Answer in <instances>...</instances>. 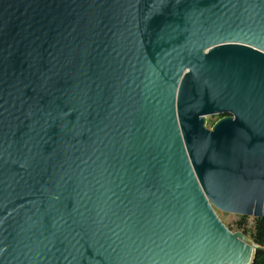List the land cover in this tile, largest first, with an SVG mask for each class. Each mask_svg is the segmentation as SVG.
<instances>
[{"label":"water","instance_id":"95a60500","mask_svg":"<svg viewBox=\"0 0 264 264\" xmlns=\"http://www.w3.org/2000/svg\"><path fill=\"white\" fill-rule=\"evenodd\" d=\"M216 209L264 213V0H0V264H252Z\"/></svg>","mask_w":264,"mask_h":264},{"label":"trees","instance_id":"16d2710c","mask_svg":"<svg viewBox=\"0 0 264 264\" xmlns=\"http://www.w3.org/2000/svg\"><path fill=\"white\" fill-rule=\"evenodd\" d=\"M237 224L238 229H241L242 232L249 235L257 243L264 245V213L260 217H254L253 227H246L245 215H241L240 221H238ZM252 264H264V249H256L255 258Z\"/></svg>","mask_w":264,"mask_h":264},{"label":"rangeland","instance_id":"374dc122","mask_svg":"<svg viewBox=\"0 0 264 264\" xmlns=\"http://www.w3.org/2000/svg\"><path fill=\"white\" fill-rule=\"evenodd\" d=\"M207 126H211L210 124L217 119V115H207ZM216 213L220 220L227 226L231 231H242L238 229V221H240L241 215L234 214L230 212L221 211L216 209ZM254 224V217L253 216H246V227L250 228L253 227Z\"/></svg>","mask_w":264,"mask_h":264},{"label":"flooded vegetation","instance_id":"af4514ba","mask_svg":"<svg viewBox=\"0 0 264 264\" xmlns=\"http://www.w3.org/2000/svg\"><path fill=\"white\" fill-rule=\"evenodd\" d=\"M221 114H222V115H227V114H230V113H229V112H225V113L213 114V115H217V118H219L220 116H222ZM219 115H220V116H219ZM214 121H215V120H214ZM214 121H213V122H214ZM213 122H212V123H213ZM212 123H211L210 125H212Z\"/></svg>","mask_w":264,"mask_h":264}]
</instances>
